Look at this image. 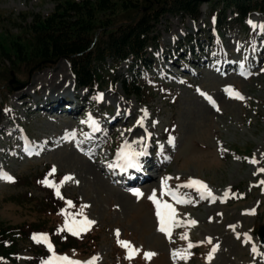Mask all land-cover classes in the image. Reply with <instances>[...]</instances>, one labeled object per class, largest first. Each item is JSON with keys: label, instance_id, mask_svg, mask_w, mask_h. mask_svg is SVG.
Listing matches in <instances>:
<instances>
[{"label": "rangeland", "instance_id": "1", "mask_svg": "<svg viewBox=\"0 0 264 264\" xmlns=\"http://www.w3.org/2000/svg\"><path fill=\"white\" fill-rule=\"evenodd\" d=\"M146 3L139 2L143 10L148 6ZM115 4L122 6L123 3L122 0H116ZM54 6L53 0H0V29L12 33L24 31L33 18L48 14ZM208 7L209 3L204 1L198 22L182 18L178 14L162 16L156 25V33L154 32L159 36L161 46L167 48L183 34L200 25H206ZM263 20L259 14H253L249 19L252 26H261ZM245 35L244 29L236 26L217 46L224 43L227 50L235 53L243 42H246ZM188 44H185V49ZM174 48H177L175 44L172 45V51L168 48L170 55L175 51ZM157 56L155 66L158 67L163 61ZM3 61L5 65L2 63L4 66L0 67V70L4 69L2 76L0 75V102L5 95L8 96L14 110V119L9 120L7 117L2 123L0 165L3 164L11 172L33 175L39 174L44 164L50 163L65 177H73L72 180L66 181L60 190L63 194L78 199L83 205H88L85 208L87 217L102 227L95 236L94 246L98 248L96 264H103L104 261L113 264L122 259L121 251L115 256L109 252L112 240L120 239L123 235L143 254L144 259L145 253H156L148 259L149 262L143 259L140 263L136 259L132 264H248V261H254L250 248L255 245L262 249L258 245L256 228L258 224H264V185L260 184L264 181V173L259 171L264 168V73L261 72L264 64L253 67V74L245 76L232 74L221 78L208 70L202 75L187 73L185 82L170 84L168 96L164 93L160 95V88L151 92V105L147 110L138 97L128 95L120 84V78L128 71L126 64L122 63L112 75L118 79L113 88L103 86V98L95 103L96 109L93 110L90 105L82 103L83 118H86L92 109L91 111L98 113L99 118L106 122V116L114 115V110L112 114L109 106L116 109L122 107V111L129 115L126 126L121 119L113 129L106 126L98 140L92 144L84 139V147L89 146V151L93 153L90 157L86 152H79L74 147L81 138L79 132H82V119L77 121L79 118H73L65 111L61 115L55 112L58 114L56 116L51 110H33L36 101L44 102L47 91L52 88L54 91L57 89L63 92L64 98L67 99L71 98L67 94H76L77 91L72 90L69 85V81L73 83V76L67 62L59 60L52 66L32 71L29 67H23L6 72L5 69L10 68V63ZM242 65L247 66L244 58ZM171 69L180 74L184 73L179 65H172ZM10 70L14 71L13 78ZM158 79L157 77L160 82L157 83L165 81ZM19 82L24 83V86L17 90ZM226 86L240 92L245 96V100L231 97L230 100L224 95ZM58 96L61 97L60 94ZM209 96L215 101L219 111L207 99ZM141 119L143 127L137 123ZM19 124L26 129L29 136L40 140L39 142L48 141L45 142L47 144L40 157L18 160L14 159L13 154H7V149L2 152L11 138V133L18 130ZM146 127L151 129L155 137L156 152L160 151L155 160L160 156H165L166 159L161 160L162 166H158L162 169L156 171L159 177L155 178V184L152 185L154 180L151 178L141 186L147 189H139L144 196L138 199L133 195V191L127 194L129 189L112 183L104 174L102 166L104 160L114 153V138L121 144L129 142L133 148L134 145L141 146L142 143L137 141L143 138ZM74 131L76 136L73 137ZM222 146L223 149L230 146L237 152L245 153L246 158L224 152L220 150ZM253 159L258 163H251ZM161 161H158V164ZM165 173H169L176 180L197 177L206 183L217 197L214 203L196 205L188 202L177 207L178 219L184 222L197 221L195 226L184 229L176 227L171 237L174 238L176 232L180 231L183 235L187 234V240L193 245H199L196 249L203 255H196L192 261L182 262L170 253L174 243L158 230L155 205L147 198L153 190H156L157 197L161 198L159 190ZM27 188L34 190L32 187ZM233 188L242 192V198L233 193ZM25 189L23 186L12 188L8 183L0 184V225H16L24 220L40 217L36 212L35 200L38 198L42 202L44 194L35 187L36 191L32 195L35 198L31 197L29 200L23 198V193H19ZM226 191L230 198L225 197ZM221 198H226V202L221 203ZM247 209H255L256 213L247 214ZM117 230L120 233L119 238L116 236ZM247 234L248 236H245ZM208 238H211V243H208ZM89 242L92 244V240ZM217 244L219 249L209 261L208 254ZM127 261H120V264H130Z\"/></svg>", "mask_w": 264, "mask_h": 264}, {"label": "trees", "instance_id": "2", "mask_svg": "<svg viewBox=\"0 0 264 264\" xmlns=\"http://www.w3.org/2000/svg\"><path fill=\"white\" fill-rule=\"evenodd\" d=\"M53 1V10L33 18L26 30L12 33L0 29V67L5 65L3 60L9 61L10 68L5 69L6 72L23 67H42L66 58L77 83L91 87L103 80L105 71H109L107 59L111 60L112 66L130 56L133 61L144 59L147 47L155 44L151 32L163 13L187 14L193 19L200 14V0H122V6H117L116 0ZM140 1L147 2L146 9H142ZM220 2L222 7H216ZM230 8L241 20L251 11L264 14V0H215L212 10L218 9L217 24L222 28L226 26V11ZM129 88V92L133 90L142 94L135 83ZM27 178L17 177L23 182ZM39 180L35 175L32 182L36 185ZM40 186L45 192L40 202L43 215L38 213L39 218L16 225H0V256L14 259L18 244L29 237L31 246L27 247L33 252L30 262L42 264L51 253L44 244L40 248V243L32 239L34 234L40 233L48 234L58 255L87 254L90 249L86 247L84 233L72 237L57 231V199L51 188L42 183ZM98 232L93 229L89 234L95 237Z\"/></svg>", "mask_w": 264, "mask_h": 264}, {"label": "snow or ice", "instance_id": "3", "mask_svg": "<svg viewBox=\"0 0 264 264\" xmlns=\"http://www.w3.org/2000/svg\"><path fill=\"white\" fill-rule=\"evenodd\" d=\"M249 23L251 24L252 22L249 21ZM253 26L255 27V25H253ZM260 27L264 28V25H262ZM225 91L227 92V94L231 98L238 99V100L244 99V97L238 91L232 89L231 87L226 88ZM101 98H102V96H101ZM207 99L213 105H215V101L210 96L207 97ZM217 111H219L218 108H217ZM145 116H147L146 112H145ZM95 123H96L95 121H92V125L94 127H95ZM137 123L141 127L144 126L142 119L137 121ZM72 136L74 137L75 133H72ZM148 137L149 138L151 137V133H148ZM143 142H144V138H141L139 141H137V143H143ZM146 155H147V145H145L143 150L137 151L136 149H134L131 146V144L129 142L125 141V143L123 144V146L121 147V149L118 153V159L120 161H122V163L119 166L121 167V169L123 171H127L128 169H140L141 168L140 158L144 157ZM250 162L253 164L258 163V161L256 159H253ZM55 171H56V169H55V167H53L50 175L52 173H55ZM259 171L261 173H264V168H260ZM6 178L8 180L13 179L11 176H8ZM72 179H73V177L66 176L63 178L62 181H60V183H56L52 180L45 178L44 180L40 181V183L44 184L45 186H47L49 188L54 189L55 195L58 198L63 199V196L61 195L60 189L66 181H69ZM169 179H171V177H165L161 181V191H160V197L161 198L157 197L156 190H153L152 194L149 195L147 198L155 205L156 216H157L158 222H159L158 230L161 233H164L169 239H171L172 232H173L174 228L181 227V226H195L197 224V221L190 220V221L184 222V221L178 219L179 213L177 212V209L173 206V204L162 199V197H164V196H170V197H172L173 200H175L176 203L182 204V203L186 202L184 199H182L177 194L176 191H174L172 188L169 187V185H168ZM260 184L264 185V181H261ZM178 187H188V188L196 189V191L199 193L201 199H209L213 202H215V200L217 199V197L214 196L212 190L208 187V185L206 183H204L203 181H200V180L189 179V181L185 185H181ZM133 195H135L138 199L142 198L144 196V194L139 189L133 190ZM224 195H225V197H227L229 195V193L226 191ZM66 204H67L68 208H74L75 207V205L73 204V202L71 200L66 201ZM86 207H88V205H82L80 207L79 211L75 212V213H71V212L67 211V209L62 210L61 214L65 217V220H64L63 226L60 229H58V232L66 231L73 236L80 237L83 233H86L87 231H89L91 229L92 225H94L96 222L93 220H90L86 215H84V209ZM77 217H81V218L78 219ZM119 235H120L119 230H117V232H116L117 238H119ZM181 238L187 240L188 236H187V234H184ZM32 239L37 243L44 244L48 248L49 252L51 253V256L48 259L44 260L42 262V264H95V258L89 262H81L78 260L71 259L66 255H58L54 249L53 243L51 242L48 234H46V233L34 234ZM247 239H250V238H247ZM118 243H120V245L127 250V252H128L127 258L129 260H131L139 252V250L136 249L135 247H133L132 244L128 241H121L118 239ZM208 243H211V238H208ZM194 246L195 245H193L190 242L188 244V249H191ZM218 249H219L218 244L214 245L211 248V251L209 252L208 257H207L209 261H211L213 259V256ZM252 251H253V253H257L258 250L255 247V245H253ZM144 255H145L146 259H151L153 256L156 255V253L147 252ZM189 256H190V252H188V253L174 252L173 253V257L179 258V259H185L186 260V259H188Z\"/></svg>", "mask_w": 264, "mask_h": 264}, {"label": "water", "instance_id": "4", "mask_svg": "<svg viewBox=\"0 0 264 264\" xmlns=\"http://www.w3.org/2000/svg\"><path fill=\"white\" fill-rule=\"evenodd\" d=\"M260 237L262 240H264V227H262L259 231H258Z\"/></svg>", "mask_w": 264, "mask_h": 264}, {"label": "bare ground", "instance_id": "5", "mask_svg": "<svg viewBox=\"0 0 264 264\" xmlns=\"http://www.w3.org/2000/svg\"><path fill=\"white\" fill-rule=\"evenodd\" d=\"M125 125H126V123H125ZM93 152H94V150H93ZM146 180H147V182H149L151 180V178L150 179H146ZM141 186H143V185H140L139 187H141Z\"/></svg>", "mask_w": 264, "mask_h": 264}]
</instances>
